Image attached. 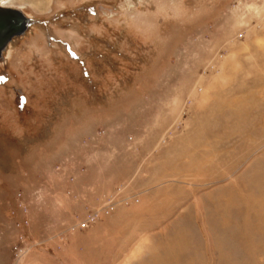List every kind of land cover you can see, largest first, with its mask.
I'll list each match as a JSON object with an SVG mask.
<instances>
[{
    "label": "rangeland",
    "instance_id": "1",
    "mask_svg": "<svg viewBox=\"0 0 264 264\" xmlns=\"http://www.w3.org/2000/svg\"><path fill=\"white\" fill-rule=\"evenodd\" d=\"M0 5V264H264V0Z\"/></svg>",
    "mask_w": 264,
    "mask_h": 264
},
{
    "label": "water",
    "instance_id": "2",
    "mask_svg": "<svg viewBox=\"0 0 264 264\" xmlns=\"http://www.w3.org/2000/svg\"><path fill=\"white\" fill-rule=\"evenodd\" d=\"M0 25L4 24V26H0V30L5 25H10L14 31L7 33L6 39H0V59L3 58L4 52L7 51L9 43L12 39L16 37H20L26 33L27 28H29L34 21H37L33 16L26 14L21 8L16 6H0ZM19 22V23H18Z\"/></svg>",
    "mask_w": 264,
    "mask_h": 264
},
{
    "label": "bare ground",
    "instance_id": "3",
    "mask_svg": "<svg viewBox=\"0 0 264 264\" xmlns=\"http://www.w3.org/2000/svg\"><path fill=\"white\" fill-rule=\"evenodd\" d=\"M0 6H5V5H0ZM1 14V13H0ZM1 16H4V15H2L1 14ZM19 23V22H18ZM0 26H4V24H1ZM31 27V26H30ZM27 28V30H26V32L28 31V33L31 31V29H32V27L31 28ZM14 29H15V27L13 26V29H12V27L10 26V25H5V27H4V29L2 28L1 30H0V39H3V40H5L6 39V36H7V33H9V32H12V31H14ZM27 33V34H28ZM8 48H11V45H9V46H7ZM261 207H264V204H261Z\"/></svg>",
    "mask_w": 264,
    "mask_h": 264
},
{
    "label": "crops",
    "instance_id": "4",
    "mask_svg": "<svg viewBox=\"0 0 264 264\" xmlns=\"http://www.w3.org/2000/svg\"><path fill=\"white\" fill-rule=\"evenodd\" d=\"M91 12V11H90Z\"/></svg>",
    "mask_w": 264,
    "mask_h": 264
}]
</instances>
